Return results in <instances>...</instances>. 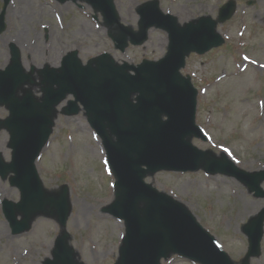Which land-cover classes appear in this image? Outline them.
I'll return each instance as SVG.
<instances>
[{"label": "rangeland", "instance_id": "374dc122", "mask_svg": "<svg viewBox=\"0 0 264 264\" xmlns=\"http://www.w3.org/2000/svg\"><path fill=\"white\" fill-rule=\"evenodd\" d=\"M151 1H157L160 11L175 17L180 26L210 17L224 40L223 45L203 55L189 54L180 71L197 91L195 125L205 137L192 136L190 144L216 158L225 156L242 171H264V129H256L264 122V15L260 16L264 0H234L236 9L223 23L217 20L218 11L229 0H114L119 23L138 31L137 10ZM130 9L134 22L128 16ZM6 12V28L0 34V71L9 64L13 45L23 67L29 65L26 73L34 72L33 83L23 87L36 99H41L39 72L57 69L71 52H77L83 65L105 53L116 64L136 66L143 60H160L168 48L167 33L151 28L143 45L118 51L111 40L117 27L106 26L101 14L84 0L63 4L57 0H10ZM71 100L67 95L55 108L51 136L35 163L47 193L58 196L67 189L66 223L62 226L55 211L47 208L45 214L32 219L27 231L13 235L1 202L18 203L19 192L10 186L9 176L0 178V264H43L52 259L56 239L63 233L68 235L76 264H115L119 259L125 224L105 212L114 200L115 177L85 112L63 114ZM7 117V108L0 106V122ZM8 143V132L0 127V155L5 162H10ZM145 182L183 205L233 264L244 260L248 240L242 228L264 208V198L255 197L232 177L208 174L202 168L189 173L160 171L147 175ZM261 188L264 191V182ZM80 205L87 210L78 215ZM37 217L48 222L39 224ZM21 218L17 214V219ZM50 244L51 252H47ZM160 264L198 263L173 254ZM249 264H264V227L260 255L250 258Z\"/></svg>", "mask_w": 264, "mask_h": 264}, {"label": "water", "instance_id": "95a60500", "mask_svg": "<svg viewBox=\"0 0 264 264\" xmlns=\"http://www.w3.org/2000/svg\"><path fill=\"white\" fill-rule=\"evenodd\" d=\"M60 2L77 0H59ZM102 14L105 25L116 26L111 35L121 52L128 44L140 46L151 28L167 32V54L157 62L144 60L138 66L117 65L107 54L82 66L77 52L67 54L59 69L44 68L41 76L42 97L30 90L18 96L20 87L32 84L20 62L18 50L10 46V64L0 71V106L8 117L0 122L9 134L11 159L0 155V178L9 177L11 187L19 191V202L2 201L3 215L11 233L27 231L32 219L55 211L64 226L69 214L67 189L58 196L47 193L40 181L35 162L52 132L56 106L71 95L63 114L79 112L80 104L91 128L100 137L109 167L115 177V200L105 212L125 224V236L115 264H160L176 254L199 264H233L220 245L187 209L169 196L158 192L144 179L160 171L189 173L202 168L208 174L235 178L257 198H264L261 183L264 171L239 170L225 156L216 158L190 144L192 136L204 139L195 125L197 91L190 79L181 76L185 58L190 53L203 55L223 44L216 33V22L202 17L183 26L175 17L164 15L158 3L141 6L139 30L134 32L119 23L114 0H84ZM9 0H3L0 34L6 28L5 14ZM250 5L251 2H248ZM235 10L233 1L219 10L218 22L227 21ZM165 118V119H164ZM17 214L22 216L17 220ZM264 208L242 228L248 250L240 264L260 255ZM68 235L56 239L52 259L43 264H76Z\"/></svg>", "mask_w": 264, "mask_h": 264}, {"label": "bare ground", "instance_id": "6f19581e", "mask_svg": "<svg viewBox=\"0 0 264 264\" xmlns=\"http://www.w3.org/2000/svg\"><path fill=\"white\" fill-rule=\"evenodd\" d=\"M57 1H58L59 3H61L59 0H57ZM64 3H66V2H64ZM61 4H63V3H61ZM143 5H144V4H143ZM143 5H142V6H143ZM140 7H141V6H140ZM140 7H139V8H140ZM139 8H138V9H139ZM159 10H160V9H159ZM94 11H95V10H94ZM6 14H7V12H6ZM100 14H101V13H100ZM137 14H138V13H137ZM162 14H163V13H162ZM263 15H264V13L261 12V13H260V16L262 17ZM101 16H102V14H101ZM128 16L131 17V19H132L133 22L135 21V17H134V15H133V12L131 11V9H130L129 12H128ZM102 18H103V17H102ZM139 21H140V20H139ZM186 24H187V23H186ZM124 27H125V26H124ZM161 30H162V29H161ZM163 31H164V30H163ZM165 32H166V31H165ZM166 33H167V32H166ZM167 36H168V34H167ZM18 42H19V41H18ZM18 42H17V43H18ZM129 46H132V45H131V44H128L127 48H128ZM133 47H134V46H133ZM127 48H126V49H127ZM126 49H125V50H126ZM166 54H167V52H166ZM166 54H165V55H166ZM141 63H142V62H141ZM141 63H140V64H141ZM3 64H5V62H4ZM140 64H138V65H140ZM55 65H56V64H54V66H55ZM81 65H82V66H86V65H83V64H81ZM21 66H22L23 70H24L25 72H27L29 65L26 64V65H24V67H23V65L21 64ZM255 69H256V66H255V64H253V65H252V70H255ZM33 73H34V72H30L29 74H32V76H33ZM254 82H255V78H254ZM40 85H41V84H40ZM24 86H25V85H24ZM22 87H23V86H22ZM22 87L19 88L17 95H19L21 92H23L24 90H26V89H24V87H23V88H22ZM21 88H22V89H21ZM39 88H41V97H42V88H43V85H41ZM61 102H62V101H61ZM61 102H60V103H61ZM60 103H59V104H60ZM59 104H58V105H59ZM58 105H57V106H58ZM57 106H56V107H57ZM65 108H66V107H65ZM256 129H264V122L260 123ZM258 131H261V130H258ZM51 133H52V132H51ZM8 135H9V134H8ZM8 148H9V143H8ZM98 154L100 155V153H98ZM4 162H5V161H4ZM6 163H9V162H6ZM6 193H9V192L6 191ZM76 204H77V203H76ZM86 210H87V208H86L85 206L80 205V206H79L78 215H81L80 213L85 212ZM97 217H98V218H102L101 215H99V214H97ZM44 219H45V218H44ZM36 220H37V223H39V224H45V221L48 222V219H47V220H43V219H39V217H37V218L35 219V221H36ZM2 227H3V225L0 224V228H2ZM0 232L3 233L2 231H0ZM46 250H47V252H51V244L47 246V249H46Z\"/></svg>", "mask_w": 264, "mask_h": 264}]
</instances>
